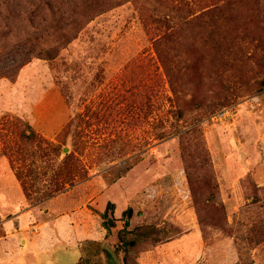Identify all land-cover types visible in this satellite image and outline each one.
<instances>
[{"label": "rangeland", "instance_id": "obj_1", "mask_svg": "<svg viewBox=\"0 0 264 264\" xmlns=\"http://www.w3.org/2000/svg\"><path fill=\"white\" fill-rule=\"evenodd\" d=\"M263 81L264 0H0V264H264Z\"/></svg>", "mask_w": 264, "mask_h": 264}, {"label": "trees", "instance_id": "obj_2", "mask_svg": "<svg viewBox=\"0 0 264 264\" xmlns=\"http://www.w3.org/2000/svg\"><path fill=\"white\" fill-rule=\"evenodd\" d=\"M193 68L197 70L196 65H194ZM193 102L196 108H200L203 105V101L197 98H194ZM177 116L181 118L183 116V110H178ZM258 202H260V200ZM160 211V206H156L149 210L130 205L123 210L121 217H117L115 203L108 202L104 212L101 214L102 225L107 230L106 238L114 241L116 249L124 254L125 261H127L129 256L143 243L152 242L159 244L176 232V227L172 224L166 223L164 226L160 227L155 223H148V220L157 216ZM90 243L95 244L99 248L101 247L99 241H90ZM97 256H101V253L99 252ZM91 261L92 258L90 255L85 257L82 256L79 264H86Z\"/></svg>", "mask_w": 264, "mask_h": 264}, {"label": "crops", "instance_id": "obj_3", "mask_svg": "<svg viewBox=\"0 0 264 264\" xmlns=\"http://www.w3.org/2000/svg\"><path fill=\"white\" fill-rule=\"evenodd\" d=\"M6 198V197H5ZM37 210V212L39 211V207H37V206H35L34 208H31V210H27V212H31V211H33V210ZM18 211H20V210H18ZM36 212V211H35ZM0 216H1V213H0ZM24 216V212H23V214H21V218H22V221H21V226H20V228L19 229H21V230H23L24 228H25V223H24V219H26L25 217H23ZM4 219V217H2V219H1V221ZM5 224V223H4ZM7 224V228H10L9 227V225H10V223L9 222H7L6 223ZM44 225L45 224H48L47 222H45V223H43ZM38 225V224H37ZM37 225H34V226H32V228H34V227H36ZM10 226H12V225H10ZM7 236H10V234H9V232H7ZM49 240H51V241H53L51 238L49 239ZM9 241V240H8ZM11 242H12V246H15L16 248H20L21 249V251H22V254H27V253H29V251L30 250H32L33 252H39L38 250L39 249H46L47 247H46V244H47V242H48V239L46 238V239H42V240H40V239H38V241H36V240H34V239H29L28 237H26V240H25V244L23 245L22 244V246H17V245H15V243L13 242V240H10ZM81 251V250H80Z\"/></svg>", "mask_w": 264, "mask_h": 264}]
</instances>
